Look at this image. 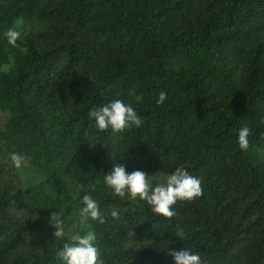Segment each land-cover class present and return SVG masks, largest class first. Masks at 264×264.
Masks as SVG:
<instances>
[{
	"label": "trees",
	"instance_id": "trees-1",
	"mask_svg": "<svg viewBox=\"0 0 264 264\" xmlns=\"http://www.w3.org/2000/svg\"><path fill=\"white\" fill-rule=\"evenodd\" d=\"M116 99L141 126L97 129L89 111ZM116 165L153 186L183 166L203 196L166 219L113 195ZM86 193L104 224L82 215ZM59 212L70 235L95 233L104 264H174L183 248L264 264V0H0V264H63Z\"/></svg>",
	"mask_w": 264,
	"mask_h": 264
},
{
	"label": "clouds",
	"instance_id": "clouds-1",
	"mask_svg": "<svg viewBox=\"0 0 264 264\" xmlns=\"http://www.w3.org/2000/svg\"><path fill=\"white\" fill-rule=\"evenodd\" d=\"M5 35L8 44L13 47H16L17 41L21 39V33L15 29H8ZM166 99V92L161 91L157 103L163 104ZM88 116L95 120L97 129L102 132L111 129L113 133H122L132 126L139 127L142 124V119L134 107L119 99L103 107L91 109ZM251 135L252 130L248 126L238 130V146L241 150H248ZM10 159L17 169L25 167L28 163V158L18 153H12ZM104 184L112 190L114 196L144 201L154 214L169 220L177 215L174 206L178 201H193L204 193L201 179L191 175L183 166L169 175L165 183L153 186L147 172L134 170L128 173L124 165H116L109 174L104 176ZM82 203L84 204L81 210L83 216L99 224L106 222L105 215L100 211L92 195L84 194ZM110 215L113 219L120 218L119 211L115 209L111 210ZM50 224L56 229L53 232L56 240L63 241L62 247L56 253L63 264H104L95 246L96 235L93 231H87L84 234L75 232L70 235L65 230L60 212L52 213ZM168 254L173 258L174 264H204L200 254L191 249L172 250Z\"/></svg>",
	"mask_w": 264,
	"mask_h": 264
}]
</instances>
